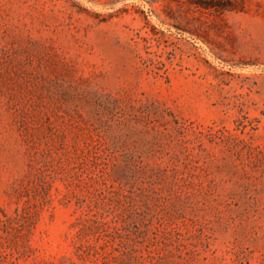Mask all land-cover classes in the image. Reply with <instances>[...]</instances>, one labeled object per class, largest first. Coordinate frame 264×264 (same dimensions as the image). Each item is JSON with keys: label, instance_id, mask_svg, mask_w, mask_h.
<instances>
[{"label": "rangeland", "instance_id": "rangeland-1", "mask_svg": "<svg viewBox=\"0 0 264 264\" xmlns=\"http://www.w3.org/2000/svg\"><path fill=\"white\" fill-rule=\"evenodd\" d=\"M0 264H264V0H0Z\"/></svg>", "mask_w": 264, "mask_h": 264}]
</instances>
